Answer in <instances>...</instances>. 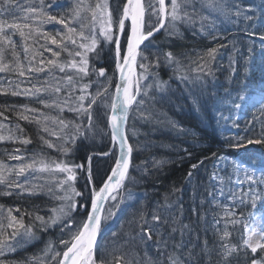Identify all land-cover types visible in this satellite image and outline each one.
Returning <instances> with one entry per match:
<instances>
[{"label":"snow or ice","instance_id":"1","mask_svg":"<svg viewBox=\"0 0 264 264\" xmlns=\"http://www.w3.org/2000/svg\"><path fill=\"white\" fill-rule=\"evenodd\" d=\"M244 5L245 0H96L94 4L71 0L65 8L61 0H31L24 4L20 0H0V73L4 74L0 78V95L23 97L39 105L0 106V142L21 146L5 150L7 161L0 159V196L46 197L41 205H31V210H21L19 206L5 210L0 205V264H264V169L255 167L254 157H249V165L245 161H224L219 151L212 152L190 164L179 187L172 183L161 193V174L177 161L171 156L157 158L150 154L146 161L134 164L133 154L163 149L172 152L182 164L186 157L193 158V152L163 140L130 143L129 135L136 140L138 130L134 126L127 128L129 112L135 109L139 115L134 119L165 124L177 135L188 134L179 122L161 120L166 114L149 110L148 105L154 109L157 104L172 102V80L197 114L207 112L208 101L220 95L210 87L208 78L214 75L212 62L219 48L227 45L208 48L198 57L195 78L176 75L188 59L178 42L189 37L214 43L222 38L219 33L224 25L243 23L245 33H259L264 54V0L259 4L248 0ZM47 25L61 28L48 31ZM162 31L165 47L152 43ZM16 34L21 38L20 51L12 38ZM101 40L109 53L114 52L119 72L110 104V77L96 87L95 93L89 91L94 86L88 79L91 75L97 80L107 77L104 67L95 66L104 54ZM138 56L147 61L140 65L145 73L157 69L151 73L152 83H147L149 76L144 73L133 80L131 69ZM235 64L238 61L230 58L233 74L238 71L232 67ZM251 65L249 60L243 87L224 90L223 98L230 110L252 105L264 111V88L248 87ZM161 69H172L173 75L162 80ZM8 76L14 78L7 79ZM153 90L159 99L152 95ZM101 101L110 108L103 115L119 153L110 173L97 186L92 169L95 154L85 157L86 164H77L54 160L43 149L69 156L77 141L83 143L98 132L104 134L95 126L93 116L94 106L99 115ZM65 110L79 117V122L64 120ZM51 111L57 115H50ZM6 112L13 113L17 121L36 126L39 150L27 154L33 140L19 123L10 126ZM219 116L223 118V113L219 112ZM52 137L61 143H54ZM243 143L241 138L234 146L242 147ZM246 144L264 145V131L261 139H247ZM110 153L113 150L99 155ZM209 159L213 161L211 169L204 167ZM81 169L85 170L83 191L75 187ZM148 182H152L151 195L155 198L140 205L127 222V232H112L111 240L101 246L98 238L106 221L133 195L128 186ZM186 186L190 187L187 193ZM222 199L227 202L222 203ZM248 206L252 212L237 215V207ZM41 211L46 214L40 215ZM237 225L243 227V233L234 237L229 227ZM57 229L55 239H45ZM109 243L116 254H106ZM37 244H43L38 253L9 259Z\"/></svg>","mask_w":264,"mask_h":264},{"label":"trees","instance_id":"2","mask_svg":"<svg viewBox=\"0 0 264 264\" xmlns=\"http://www.w3.org/2000/svg\"><path fill=\"white\" fill-rule=\"evenodd\" d=\"M29 0H20V2L23 4L28 2ZM66 1V0H64ZM31 2V0L29 1ZM256 4H259V1L256 0ZM62 4L67 6L65 2H62ZM68 7V6H67ZM11 19V18H8ZM242 24V23H241ZM239 26L236 25H231L230 28L224 27L222 28L221 32L219 35L222 37L221 39L216 40L214 43L211 42H205L204 40H199L198 42H195L194 45H190L187 43L186 48H183L182 50L187 52V56L192 59H196V56L203 54L207 51L208 48H213V47H218L220 45H226L225 44V37L226 34H233L240 39L239 47L237 48L236 45H234L231 49L230 55L228 56V52H225L226 47L219 48L217 54H216V60H218L220 65L226 66L228 65L229 67V62L230 58L237 60L238 64L233 65L232 67H235L238 69V71L233 74L232 69L229 67V72H226V75L228 74L229 76V81L227 84H225L224 88L222 89V86L218 87V89L225 90L226 88L232 87H243V80L245 78V74L247 72V63L249 60L252 61V74L251 78L248 83V87H260L264 88V82H262V78H264V72H262L259 68L255 67L253 64V60L256 59L257 51H262L260 47H258L260 44L258 40L256 39V36L259 35V33L255 35H250L248 33H245L243 31L244 24ZM50 25L45 26L46 30L48 31H55L56 29L59 28V25H56L55 28H47ZM249 32H251V29H249ZM17 43H21V38L18 35ZM159 38V37H157ZM156 40V39H155ZM123 41V40H122ZM190 45V46H189ZM198 45V46H197ZM202 45V46H201ZM201 47V48H200ZM197 50V52H196ZM141 51H144L143 48ZM199 53V54H198ZM49 55V54H46ZM106 63L101 64L100 66H96L97 68L99 67H105ZM225 71V69H224ZM9 78L7 79H13L14 77L8 76ZM114 80V79H113ZM5 86H8L7 83H5ZM233 95H235V92H233ZM219 99V102L213 105H207V112H200L197 114L196 112L193 111L192 106L188 103V101L184 98L182 95L181 91L179 90V126L183 127L188 131L187 135H179V139L172 144H175L179 147H185L188 148L189 151L193 152V158L188 159L187 157L184 159L183 163L180 164L179 161L178 163L174 165H170L167 172L161 174V181H163L162 187H165V189L168 187V184H172L173 182H177L179 180L180 183V176L183 171V168H188L190 164L197 163L198 160L202 157L210 156L212 152H217L224 157V161H229V162H236L237 160L240 161H245L249 163L247 160L246 156L248 157H254L255 158V167H258L259 169H264V164L261 162L264 161L263 156L261 154L257 153V149L261 148L264 145L260 144H247L246 147H244L242 152L240 151L239 147H235L234 145L236 144V141L243 138V142L246 143L247 139H261L262 131H264V111H261L259 107H253L251 109H247L244 113V116L242 119L236 120L234 118V111L228 108L226 105V102L224 101L223 94L217 96ZM31 102V103H29ZM31 104V107H34L33 104H36L32 101L26 100L23 97H12V96H5V95H0V106L5 105V104H15V105H21V104ZM177 103V101H175ZM183 103V105H182ZM208 103H212L208 101ZM160 104L155 105V109L152 108V106L149 104V108L151 107L153 111H156L157 107ZM3 109L0 108V111ZM219 112L223 113V118H221V122L219 126H215V123L210 122L211 119L213 121H216ZM5 115L9 118L11 121V125L16 123H19L22 128L25 129L26 124L22 121H17V119L14 117V114L11 112H6ZM139 113L135 110L132 109L129 112V117L127 120V128L131 129L133 126L138 130V127L141 126V122L144 120L141 119H134V117H138ZM14 117V118H13ZM164 116H161L163 118ZM187 120L190 124L185 126V124L181 121L182 119ZM200 118H202V121L205 122V125L202 124V121L200 122ZM0 120H3L2 117H0ZM165 120V119H164ZM5 123H8V121H5ZM24 125H22V124ZM104 127L106 132H108L107 129V121L104 120L103 122ZM153 126L155 127V122H152ZM237 124L238 128L235 127ZM160 128H167L165 124H159ZM203 127L207 130V132L201 133L203 130ZM147 130V126L144 128ZM30 130L32 133H30ZM26 130L25 129V134L30 135L33 142H38L35 139V129H30ZM152 128L148 127V131H151ZM221 130V132H219ZM228 131V132H227ZM138 133V132H137ZM37 134V133H36ZM157 134H160L158 131ZM37 136V135H36ZM109 139L106 142L108 143ZM164 141V140H163ZM129 142L130 143H136V140L132 139V136L129 135ZM165 142V141H164ZM105 144V145H106ZM4 144L0 145V159L7 161V157L4 155L5 150L11 151V148L9 149L7 144L5 143V148L3 154L1 151V148ZM83 144H78L74 151L69 155L65 156L66 158H71L74 159L76 163H85V157L90 153V150L83 145ZM96 148V147H95ZM87 149V150H86ZM146 152H142L140 154H133V163L134 164H139L145 157H146ZM181 156H185V153H180ZM81 163V164H82ZM95 163V159L93 161ZM99 163V161L97 162ZM213 161L211 159L207 160L205 162L204 167L211 169ZM100 164V163H99ZM96 165V163L94 164ZM223 166V161L221 162V167ZM111 167V164L107 165V170L106 174ZM176 167V168H175ZM204 167H202L199 171L202 174L204 171ZM95 168H93L94 170ZM182 170V171H181ZM104 174V177L105 175ZM93 175L95 177V173L93 172ZM101 177L97 179V176L94 178L95 184L99 186ZM133 190H136L137 192H142L141 188H136L135 186L132 187ZM0 191H2V188H0ZM190 191V189L186 190ZM143 195L147 197V201L152 200V195L149 193H145L143 191ZM185 200H187V194L185 195ZM39 199H30L27 195L25 196H17L13 195L11 197H6V196H0V205H3L5 209L7 208H15L18 205H23L19 206L20 208H28L31 210V205L37 204ZM42 201H39L41 203ZM222 203H226L222 199ZM41 205V204H37ZM137 211V210H136ZM237 215H239L240 212H243L245 216H247L250 212H252V208L250 206L248 207H237L236 209ZM40 215H45V211H41ZM222 225V224H221ZM229 231L233 233V236L236 237L240 234H242V226L237 225L235 228H232L231 226L229 227ZM59 235V232H51L48 234V236L45 237V239H55ZM67 238V237H65ZM234 242H236L234 240ZM43 246L40 244H37L35 247H29L27 252L20 253L19 255H14L10 257L9 259L12 260H18L22 256H31L33 253H36L35 251H38L40 248Z\"/></svg>","mask_w":264,"mask_h":264},{"label":"rangeland","instance_id":"3","mask_svg":"<svg viewBox=\"0 0 264 264\" xmlns=\"http://www.w3.org/2000/svg\"><path fill=\"white\" fill-rule=\"evenodd\" d=\"M258 1L260 3V0H258ZM62 2H65L68 7L71 4V0H67V2L64 1V0H61V3ZM84 2L86 4L87 3L94 4L96 2V0H84ZM247 2H248V0H245V5L244 6H247ZM254 2H256V0H254ZM22 4H23V2H22ZM67 6H65V8H67ZM85 15H88V14L85 13ZM231 25H233V24H226V25H224V27L230 28ZM47 28H51L52 29L53 26L50 25ZM59 28H61L60 25H59ZM164 34L165 33L162 31L159 35H157L155 37L156 40L155 39L152 40V43L153 44H161V47H165V44L162 43V39H163ZM157 37H159V38H157ZM12 38L15 41H17V39H19L18 38V34H16ZM256 39L258 40V42L260 44L258 47H260L262 49V41H261L260 35L256 36ZM199 40H204L205 42L209 41V40H206V39H201L200 37H197L195 39H192L191 37H189L187 40L178 42L179 49L182 50L183 48H186L187 43H189L190 45H194L195 42H198ZM29 43H31V42H29ZM41 43H43V41H41ZM239 43H240V39H238L237 36H235L233 34H226L225 44L227 46H226V50H224V51L228 52V56L230 55L232 47L234 45H236L237 48H238L239 47ZM101 44L104 47V54L100 57L99 61L96 63L95 66L98 67L101 64L106 63L107 66H105L104 68L107 71V77L106 78H99V80H97V77L95 75H91L88 78V79H90L91 81L94 82V86L91 89H89V91H91L92 93H95L96 87L98 85H103V84L107 83V78L108 77L113 79L116 75L119 74V72L115 69L114 52L113 53H109L108 52V46L104 44L103 40H101ZM20 45H21V43H17V51L21 50L20 49ZM165 50H173V51H175L176 49L175 48H173V49H167L166 48ZM151 51L154 52L156 50L155 49H151ZM196 52H197V50H196ZM186 54H187V52H186ZM201 55L202 54L196 56V59H192V58H189L187 56L188 59L184 61L185 67L182 68L180 70V72L176 73V75H187L189 78H195L197 76V74H198L197 73V68H198L197 60H198V57H200ZM142 63H147V61H143L139 57V59L137 61V64H136L137 74L133 75V80L139 78L141 73H144L145 75L149 76V79H148L147 83H152L151 73H155L157 71V69L151 68V69L148 70V72L145 73L144 69H142L140 67V65ZM253 64H254L255 67H257V68H259L261 70V65H264V54H262V51H257L256 59L253 60ZM228 68H229L228 65H226V66L220 65L218 60L212 62V71H213L214 75L212 77H209L208 79L210 80V87L214 91L219 93L220 95L224 93V90H222V89L224 88L225 84H227V82L229 81V76H228V74L226 75V72L227 73L229 72ZM224 69H225V71H224ZM171 75H173V70L172 69H161V70H159V77L162 80H168L169 76H171ZM3 77H4V74L0 73V78H3ZM7 78H9V77H7ZM87 82H88L87 80L84 81V83H87ZM141 83H145V81H141ZM220 86H222V89H218V87H220ZM114 88H115V85L112 83V88L109 90V95H108V98H107V103L108 104H110L111 93L114 92ZM249 88H256V87L250 86ZM171 89H172V91L175 92V96L172 98V102L171 103H165L163 105L160 104L157 107L156 110H160V111H162L163 113L166 114V116L161 118V120L167 119V120H175V121L179 122V103H178L179 102V89L177 88V83H176L175 80L171 81ZM78 94L79 93H77V95ZM152 95L156 96V98L159 99V96L156 94L155 90H153ZM175 101H177V103H175ZM209 101L212 102V103L211 104L208 103V105H213V104L218 103L219 99L217 97H214V98L210 99ZM29 103H31V102H29ZM29 105H31V104H29ZM33 105H34V107H39V105H37V104H33ZM182 105H183V103H182ZM148 107H149V105H148ZM251 108H253L252 105H246L244 108L238 109V110L235 109V108H232V110L234 111V118L236 120L242 119L245 111L247 109H251ZM95 109H96V106H94V111H93L94 124H95V126L97 127L98 130H103L104 134H99V132H98V134L95 137H90L88 140L83 141V143H81L80 141H77V145L78 144L79 145L83 144L90 150L89 154H95V155H93V159H92V169L95 168L93 170V172L95 173V177L97 176V179H99L100 177L104 178V174H106V170H107V165H109V164L112 165L113 164V161L115 160V156H116L117 150H116V148L114 147V145H113V143L111 141V136H110V131H109L108 125H107L108 132H106L104 124H103L104 120H106V118H104L103 114H104V112L106 110L110 111V108H107L105 102L101 101L100 102V107H99V115H97V112H96ZM149 110H150V108H149ZM50 115L56 116L57 113L55 111H51ZM62 118L64 120H66V121H73L74 120L76 122H79V117H77L74 113L68 112L67 110H65L64 113L62 114ZM181 121L185 124V126L190 124L184 118ZM201 121H202V118H200V122ZM23 122H24V124H26V127H25L26 130H30L32 128L35 129L34 135H35V139L37 140V136H36L37 135L36 134L37 133V129H36V126L34 124H29V123H27L25 121H23ZM210 122L215 123V126H219V125H221L220 124L221 117L218 116L216 121H213L211 119ZM85 123H87L86 120H85ZM15 124H16V122L14 124L10 125V126L14 127ZM202 124L205 125V122L202 121ZM149 125L152 128L151 131H148ZM146 126H147V130L144 129ZM235 127L238 128L237 124L235 125ZM158 131L160 132V134H157ZM203 132H207L205 127H203V130L201 131V133H203ZM219 132H221V130H219ZM30 133H32L31 130H30ZM153 133H155V134H153ZM145 134H147V135H145ZM28 136H30V135L28 134ZM108 139H109V141L106 144L105 141H107ZM178 139H179V135H177L176 131H174V130L173 131H169L167 128H160L159 124H155V127H154L152 123H146L145 121H142L141 122V126L138 127V133H137L136 142L138 141L141 144H143V143H146L149 140H153V141L164 140L166 143H173V142L177 141ZM52 140H53L54 143H61V141H57L55 137H52ZM253 140H255V139H253ZM5 143L7 144L6 146H8L9 149L12 147L11 151L14 148L21 147L19 144H13L11 142H0V145L4 144L2 146V148H1V151H2L1 154H3V152H4ZM83 145H81V146L83 147ZM246 146H247V144L243 143V146L240 147L239 149H244V147H246ZM39 147H40L39 146V142H33L32 144L27 146V154L30 155L34 151L39 150ZM110 150H113V153H110L109 156L99 155L101 153H109ZM43 151L46 152L47 155L50 158L54 159V160H70V161L75 162V160L71 159V158H66L65 159V156L62 155L61 153L57 152L55 149L44 148ZM145 152L147 153L146 157L143 159L145 161L149 158L150 154H155L157 156V158H159L160 156H171L172 159L174 161H177L176 163H178L177 157L172 152H169V151H166V150H163V149H152L151 151H145ZM260 152L264 153V147L263 146L259 149V153ZM185 157H186V155H185ZM94 159H95L96 165H94L95 163H93ZM98 161H99L100 164L97 163ZM8 162L11 163V164H15L16 163V161H8ZM81 163H82V161L80 163H77V164H81ZM176 163H172L170 165H174ZM82 164H86V160H85V163H82ZM170 165L165 167L163 173L167 172V170H168ZM185 165H187V168L185 167V168H183V171L181 170L182 173H181V176H180V183H181L183 177H185V175H186V173L188 171V164H185ZM150 166L151 165H149V167ZM133 175H135V173H133ZM84 177H85V170L84 169L78 170V172H77V180L75 182V187L77 188V190H80V191L84 190L83 189V185H84V182H85L84 181ZM58 178H62V177H58ZM94 183H95V181H94ZM173 183H175V182H173ZM180 183H179V180H177V182L175 184L179 187ZM168 185H170V184H168ZM133 186H135L136 188L137 187L141 188L142 192H137L136 190H133L132 189ZM128 187L131 189V192L133 193V195H132V197H129V198L125 199V202L123 204H121L119 210H116L115 216L106 221V223L104 225V229L102 231V234L98 238V242L101 244V246H103L105 244V242L111 240V233L112 232H119V233L122 234V233L128 231V224H127L128 220L131 219L132 215L136 212V210L139 209V207H140V205L142 203H147L148 202L146 200L147 197H145L143 195L144 194L143 191L145 193H147V194L149 193L150 195H151V192H152V182H148L147 184L140 183V184H137V185H129ZM188 189H190V187L186 186L185 190H188ZM165 190H166L165 187H162V186L159 187V191L161 193H163ZM151 198L154 199L155 197L152 196ZM44 200H46V197H41L39 199V201H44ZM39 201L37 202V204H42V202L39 203ZM81 203H83V201H81ZM18 206H23V205H18ZM106 207H107V205H106ZM23 209L24 208H21V210H23ZM4 214H6V211H5ZM13 214H16V213L14 212ZM45 214H46V212H45ZM76 218L80 219L81 218V214L77 213L76 214ZM221 227H222V225H221ZM55 232H59V229H57ZM242 233H243V227H242ZM209 239H211V234H209ZM124 251H127V249H124ZM35 252L38 253V251H35ZM106 254H116V253H113V245L110 244V243L107 245V253Z\"/></svg>","mask_w":264,"mask_h":264},{"label":"water","instance_id":"4","mask_svg":"<svg viewBox=\"0 0 264 264\" xmlns=\"http://www.w3.org/2000/svg\"><path fill=\"white\" fill-rule=\"evenodd\" d=\"M138 58V57H137ZM127 69H126V74H127ZM131 71H132V73L134 74V75H136V63L132 66V69H131ZM119 81V74H118V80H117V82ZM109 130H110V128H109ZM118 153H119V148H118V144H117V154L116 155H118ZM115 162V161H114ZM114 165V164H113ZM109 173H110V171H109Z\"/></svg>","mask_w":264,"mask_h":264},{"label":"bare ground","instance_id":"5","mask_svg":"<svg viewBox=\"0 0 264 264\" xmlns=\"http://www.w3.org/2000/svg\"><path fill=\"white\" fill-rule=\"evenodd\" d=\"M106 66H107V64H106ZM137 74V73H136ZM114 79V80H113ZM112 80V83L115 85V83L117 82V80H118V75H116L114 78H113ZM150 110H152V108L150 107ZM244 116V115H243ZM106 177V176H105ZM104 177V178H105ZM180 185H181V183H180ZM7 197V196H6ZM42 246H43V244H41Z\"/></svg>","mask_w":264,"mask_h":264}]
</instances>
